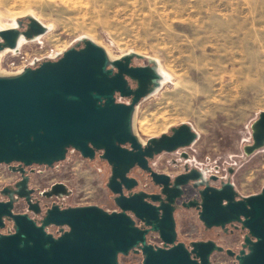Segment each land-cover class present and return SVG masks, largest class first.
I'll list each match as a JSON object with an SVG mask.
<instances>
[{
	"label": "water",
	"instance_id": "95a60500",
	"mask_svg": "<svg viewBox=\"0 0 264 264\" xmlns=\"http://www.w3.org/2000/svg\"><path fill=\"white\" fill-rule=\"evenodd\" d=\"M47 30L33 15L18 18L15 26L0 29V51L16 49L21 38L35 39ZM145 57L131 51L113 59L85 37L56 59L17 74H0V164L11 170L14 162L54 167L70 149L89 159L99 153L111 167L107 187L116 205L108 210L54 201L44 207L34 198L22 166V185L0 199V264H121V255L131 253L141 255L142 264H213L216 252L235 258L236 264H264V187L243 196L231 178L223 180L188 163L174 176L153 167L157 155L190 147L199 133L182 123L146 142L139 138L137 105L162 79L156 59L149 57L147 65L133 63ZM252 137L244 147L248 155L264 147V111L252 124ZM183 156L189 158L187 152ZM135 167L149 174L157 191L138 188ZM220 179V185L213 184ZM189 187L197 193L186 199ZM70 193L67 184L56 182L45 196ZM20 199L28 211H15ZM188 209L197 210L206 229L244 232L241 249L211 238L180 240L177 213ZM10 222L11 230L3 233ZM52 226L57 234L49 230ZM152 234L162 242H151Z\"/></svg>",
	"mask_w": 264,
	"mask_h": 264
},
{
	"label": "rangeland",
	"instance_id": "374dc122",
	"mask_svg": "<svg viewBox=\"0 0 264 264\" xmlns=\"http://www.w3.org/2000/svg\"><path fill=\"white\" fill-rule=\"evenodd\" d=\"M0 13L7 26H12L13 18L33 14L50 27L35 39L24 38L18 50L0 53L4 75L56 59L85 37L113 59L131 51L146 56L134 58L135 65L149 64V57L158 59L172 78L137 105L135 132L146 142L189 123L199 137L190 147L157 155L153 167L174 176L188 163L223 180L231 178L243 196L262 190L264 147L250 155L244 147L253 142L252 124L264 111V0H0ZM35 168L31 185L37 189L36 196L56 182L71 189L63 197H40L43 205L56 201L63 206L116 208L107 187L111 167L99 153L89 159L70 149L54 167ZM132 175L139 179V189L158 190L141 168L133 169ZM17 177L0 164V188ZM196 193L189 187L186 199ZM26 210L23 201L17 203V212ZM177 216L182 241L211 238L236 251L242 247V233L206 229L196 209L180 210ZM150 240L159 242L156 234ZM120 260L121 264H142V256L134 253L121 255ZM212 260L213 264H236L226 253L216 252Z\"/></svg>",
	"mask_w": 264,
	"mask_h": 264
},
{
	"label": "flooded vegetation",
	"instance_id": "af4514ba",
	"mask_svg": "<svg viewBox=\"0 0 264 264\" xmlns=\"http://www.w3.org/2000/svg\"><path fill=\"white\" fill-rule=\"evenodd\" d=\"M5 165V164H4ZM13 166L15 167V170H11V169H9V166L7 165V167H8V170L10 171V172H12V173H15V174H18V177H17V179H15L13 182H11V183H8V184H5L2 188H0V199H8L7 198V196H6V194H8L10 191H11V189H13V188H15V185L16 184H19V185H22V180H23V173H21L20 171H19V168H21L22 166L25 168V170H26V172H25V174L26 175H29V177H30V179H29V188H32V189H34V192H33V196H34V198L36 199V200H41V203H43V199H41L40 197H43V198H52V197H47V196H45V193H47V192H50L51 191V188H52V185L50 186V187H48V188H44L43 190H39L38 191V195L36 196V192H37V189L36 188H34L32 185H31V181H32V176H33V174L35 173V171H36V168H35V166H40V165H38V164H34V165H31V166H24V165H21V163L20 162H14L13 163ZM136 168V167H135ZM134 168V169H135ZM145 172V171H144ZM145 173H147V172H145ZM179 174V173H178ZM147 175L149 176V174L147 173ZM149 179H151V177L149 176ZM5 194V195H4ZM20 201H23L24 202V204L26 205V207H27V210L26 211H28V205H27V203L23 200V199H20L18 202H16L15 203V211H16V205H17V203H19ZM42 206H44V207H46V206H49V205H43L42 204ZM26 211H23V212H26ZM30 214L33 216V217H35V218H37V220L40 218V216H35L34 214H33V212H30ZM10 226H12V224H11V222H10ZM230 229H232L231 227H230ZM240 233H242V235L244 236V232H242V231H239ZM234 234V233H233Z\"/></svg>",
	"mask_w": 264,
	"mask_h": 264
},
{
	"label": "bare ground",
	"instance_id": "6f19581e",
	"mask_svg": "<svg viewBox=\"0 0 264 264\" xmlns=\"http://www.w3.org/2000/svg\"><path fill=\"white\" fill-rule=\"evenodd\" d=\"M31 15H33V14H31ZM5 15L4 14H1L0 13V29H3V28H9V27H13V26H15L16 25V21H17V18H13L14 19V22L12 23V26H7V25H5V24H3L2 23V19H3V17H4ZM48 28H50V27H48ZM24 38H21L20 39V41H19V45H18V47L16 48V49H14V50H18L19 48H20V45H21V42H22V40H23ZM3 51V50H2ZM2 51H0V53L2 52ZM110 56V55H109ZM237 56V55H236ZM111 57V56H110ZM157 60V65H158V70H159V72L162 74V79H161V85H160V87L159 88H161V86L163 85V84H165L168 80H170L172 77L167 73V72H165V70L162 68V66H161V63H160V61L158 60V59H156ZM2 70V69H1ZM1 74V73H0ZM11 74H14V73H11ZM10 74V75H11ZM158 88V89H159ZM157 89V90H158ZM134 125H135V120H134Z\"/></svg>",
	"mask_w": 264,
	"mask_h": 264
},
{
	"label": "built area",
	"instance_id": "2783aa9c",
	"mask_svg": "<svg viewBox=\"0 0 264 264\" xmlns=\"http://www.w3.org/2000/svg\"><path fill=\"white\" fill-rule=\"evenodd\" d=\"M9 230H11V228H8L7 229V227H5L3 230H2V232L3 233H8L9 232ZM51 232H53L54 234H57L58 233V230L56 231V232H54V231H51ZM158 237V236H157ZM157 241H159L158 242V244H160L162 241H161V239L158 237V240ZM156 243V242H155Z\"/></svg>",
	"mask_w": 264,
	"mask_h": 264
},
{
	"label": "crops",
	"instance_id": "0c3cea01",
	"mask_svg": "<svg viewBox=\"0 0 264 264\" xmlns=\"http://www.w3.org/2000/svg\"><path fill=\"white\" fill-rule=\"evenodd\" d=\"M177 218H178V216H177Z\"/></svg>",
	"mask_w": 264,
	"mask_h": 264
}]
</instances>
